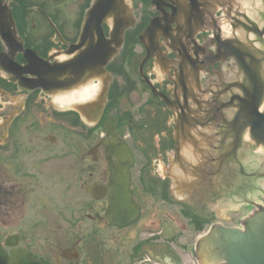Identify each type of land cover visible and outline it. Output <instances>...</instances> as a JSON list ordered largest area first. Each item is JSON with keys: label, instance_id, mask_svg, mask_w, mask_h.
Listing matches in <instances>:
<instances>
[{"label": "flooded vegetation", "instance_id": "obj_1", "mask_svg": "<svg viewBox=\"0 0 264 264\" xmlns=\"http://www.w3.org/2000/svg\"><path fill=\"white\" fill-rule=\"evenodd\" d=\"M93 1L0 0V264H93L94 248L134 235L129 263L151 262V246L167 251L181 240L173 224L182 232L214 225L237 178L238 190L259 189L258 174H242L250 147L231 122L245 95L251 107L262 102L264 72L244 65L243 39H223L217 9L231 0H149L147 9L130 0L121 11L133 24L84 105L20 89L13 70L29 65L23 50L53 63L76 57ZM253 12L264 23V0ZM12 20L23 48L15 58L3 39ZM236 25L244 33V19ZM111 27L103 25L108 38ZM126 177L128 211L139 215L119 225Z\"/></svg>", "mask_w": 264, "mask_h": 264}, {"label": "water", "instance_id": "obj_2", "mask_svg": "<svg viewBox=\"0 0 264 264\" xmlns=\"http://www.w3.org/2000/svg\"><path fill=\"white\" fill-rule=\"evenodd\" d=\"M157 1L159 0H154V3ZM123 4V0H119V3L118 0L94 1L92 8L88 11L86 26L81 37V44L78 46L82 51L78 52V57L72 62L51 64L49 61L41 59L31 51H24L25 56L29 60V65L25 68L13 70L14 73H19V78H23L25 74H29L32 77L23 87L25 89L42 88L46 94L57 97L66 94L69 95L74 90H83L95 78H99L98 76L104 73V68L108 62L117 55L118 49L123 42L125 27H127L126 15L120 11V7ZM244 7H246L244 13H249L250 3H244ZM104 22L113 23L114 28L111 33V40L105 38L102 29ZM225 31L227 34V30ZM12 33V38L3 37V39H8L9 41L12 39L13 43L9 47L14 51L12 58H15L17 47L22 49V46H18L16 43L17 35L14 29ZM113 44H115L114 47ZM256 46H260V44L258 43ZM85 47H88V50ZM250 57L252 58V56ZM3 58L1 57L0 62L3 61ZM95 60H99V67L95 65ZM97 70L98 72H96ZM106 91L107 88H105V95ZM257 106L258 102L253 107H250L249 101L246 102L245 108L243 105L242 112L235 119L234 128L237 127L240 119H243L247 125L251 126L252 135L258 141L264 143V113H259ZM78 110L84 117L87 116L86 107L78 108ZM244 110H247V115H244ZM121 183L122 179L119 178L117 184L120 185ZM123 184L127 188V177L124 179ZM258 218L252 220L249 224L250 230L258 236L250 232L244 234L242 231L219 230L223 240L217 242V244L222 249L224 245H236V239L244 238V242L240 243L236 250L230 248L224 249V252L222 251L226 258H228L229 264H235V262L236 264H264V217L261 219L260 217ZM228 251L234 253L235 259H231L227 253Z\"/></svg>", "mask_w": 264, "mask_h": 264}, {"label": "rangeland", "instance_id": "obj_3", "mask_svg": "<svg viewBox=\"0 0 264 264\" xmlns=\"http://www.w3.org/2000/svg\"><path fill=\"white\" fill-rule=\"evenodd\" d=\"M141 5H143L145 7V9H147L149 3V0H139ZM142 9V6L141 8ZM84 127V126H83ZM67 133V132H66ZM79 134L78 132H76V138H79ZM81 138V136H80ZM84 138V137H83ZM60 142H62L60 140ZM242 157L240 158V162L243 163V166L241 165V171L242 174L247 173V174H254V173H258V172H262V168L261 165L258 167L257 158H252V155L249 156L248 153H244L241 155ZM245 156L247 158V160L245 161ZM236 185L238 186L239 184V179H236ZM260 182V183H259ZM258 183L262 190H264V180H259ZM237 191H239L242 194V196H244L245 199L249 198H253L254 201H256V197L259 196H254L252 194H250L248 191L245 190H238V188H236ZM261 190V193H264ZM78 195L79 192H78ZM256 195V194H255ZM263 195V194H262ZM235 196H231V199H234ZM263 200V199H262ZM264 203V200H263ZM235 203H231L229 200H222V206H221V217L224 219V221H222L221 223L228 226V225H232V226H238L240 220L244 217H247L248 214L251 212V208L250 207H246L244 204V209L242 208L241 211L238 210V212H234L231 211L235 208ZM178 208H173V211H177ZM226 212L225 215H223V213ZM182 223L180 224H173V235H175L176 237H174V239H179L181 238L180 241H178V243H173L170 246V249L167 248V251L165 249H161L160 247V242L157 243V247H153L151 246L150 249H152L151 251L154 253L155 258L150 262H141V264H197L196 259H194V254H195V249H194V242L196 240V238L200 237L201 234L200 232H193V230L191 229L190 226H187L185 231L182 232L181 230H179V228L177 226H180ZM177 225V226H176ZM158 227V225L156 226ZM135 236V235H134ZM132 236L131 238H127L122 241L121 246H117V245H113V244H109L108 245V249L103 247V246H98L96 248H94V250L92 251L91 255V260L93 261V264H101L102 262L103 264H130L129 263V255L132 253V249H133V245H137V243H139V237L136 236L134 237ZM134 237V238H133ZM179 244H187V246H181ZM165 254H169L171 259L169 260L166 259L165 257H169V256H165ZM106 255V256H105ZM108 255H111L110 257ZM142 259H147V256L144 252V250H142L141 253ZM119 261V263H118Z\"/></svg>", "mask_w": 264, "mask_h": 264}, {"label": "bare ground", "instance_id": "obj_4", "mask_svg": "<svg viewBox=\"0 0 264 264\" xmlns=\"http://www.w3.org/2000/svg\"><path fill=\"white\" fill-rule=\"evenodd\" d=\"M86 89V90H85ZM85 89H83V90H85V91H83V90H80V91H78V92H74V93H72L71 95H69L68 97H65V98H63L62 99V101H61V103L62 104H67V103H71V102H76V103H78V104H80V105H84L85 103H87L89 100H91L94 96H95V92H96V89H94V88H85ZM83 91V92H82ZM247 138H249V135L247 136ZM261 150V148L259 149V151ZM241 241V242H240ZM242 242H244V238L243 239H236L235 240V243H236V245H228V244H226V245H224V247H223V249L219 246V250H222L223 252H224V249H230V248H233V249H237V247H238V245L240 244V243H242ZM228 253V255L231 257V259H235V257H234V253L233 252H231L230 253V251H228L227 252ZM233 253V254H232ZM225 264H229V260H228V258H226L224 261H223ZM234 262V261H233ZM234 264V263H233ZM235 264H236V262H235Z\"/></svg>", "mask_w": 264, "mask_h": 264}]
</instances>
